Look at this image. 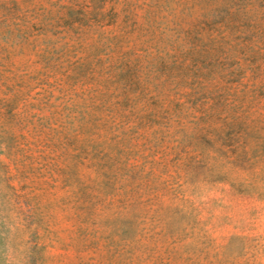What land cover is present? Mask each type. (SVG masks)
Listing matches in <instances>:
<instances>
[{"label":"rangeland","instance_id":"rangeland-1","mask_svg":"<svg viewBox=\"0 0 264 264\" xmlns=\"http://www.w3.org/2000/svg\"><path fill=\"white\" fill-rule=\"evenodd\" d=\"M0 264H264V0H0Z\"/></svg>","mask_w":264,"mask_h":264}]
</instances>
